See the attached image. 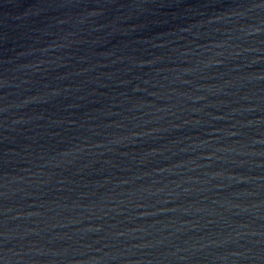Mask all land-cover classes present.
Returning <instances> with one entry per match:
<instances>
[{"label":"water","instance_id":"95a60500","mask_svg":"<svg viewBox=\"0 0 264 264\" xmlns=\"http://www.w3.org/2000/svg\"><path fill=\"white\" fill-rule=\"evenodd\" d=\"M0 264H264V0H0Z\"/></svg>","mask_w":264,"mask_h":264}]
</instances>
